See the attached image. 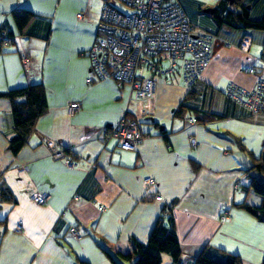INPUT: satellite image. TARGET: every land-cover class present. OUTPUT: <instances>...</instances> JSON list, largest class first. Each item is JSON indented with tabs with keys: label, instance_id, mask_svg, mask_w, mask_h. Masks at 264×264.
<instances>
[{
	"label": "crops",
	"instance_id": "0c3cea01",
	"mask_svg": "<svg viewBox=\"0 0 264 264\" xmlns=\"http://www.w3.org/2000/svg\"><path fill=\"white\" fill-rule=\"evenodd\" d=\"M179 1L198 28L219 38L191 92L180 67L167 75L148 73L157 82L155 112L133 152L103 139L123 115L128 88L99 79L84 54L96 39L97 20L89 19L95 24L91 37L74 53V26L55 31L56 19L68 25L59 13L61 0H0V29L14 34L0 51V92L41 83L48 98L28 144L13 154L12 104L0 96V191H7L0 196V264H113L108 254L129 252L133 237L148 241L164 206L172 204L180 264H194L207 245L238 255L243 264L263 263L264 222L237 205L262 202L249 182L264 180L252 168L255 159H264V116L252 115L226 89L231 82L247 90L255 86L250 70L264 69V30L218 26L200 14L202 4ZM243 2L250 18L264 19V0ZM18 9L38 14L27 35L14 23L12 11ZM245 36L251 38L248 51L240 47ZM74 101L80 109L70 115ZM134 106L129 104L127 119ZM49 140L74 167L53 157ZM148 177L156 184L146 187ZM34 191L50 193V201L35 203ZM71 227L81 239L69 235ZM162 264L174 263L163 254Z\"/></svg>",
	"mask_w": 264,
	"mask_h": 264
},
{
	"label": "built area",
	"instance_id": "2783aa9c",
	"mask_svg": "<svg viewBox=\"0 0 264 264\" xmlns=\"http://www.w3.org/2000/svg\"><path fill=\"white\" fill-rule=\"evenodd\" d=\"M99 20L97 36L84 54L89 57L91 69L99 79H112L121 88H128L127 106L121 119L103 133L105 141L114 139L124 151L136 152L143 139L142 126L155 112L157 82L148 76L153 71L159 75L172 73L181 68L184 85L192 90L202 71L211 60L217 35L199 30L185 15L179 0H105ZM78 13V18L85 19ZM4 33H0V40ZM224 45L229 46L228 42ZM251 38L246 36L241 49L248 51ZM26 72H30L31 59L22 55ZM256 76L251 90L230 83L226 93L245 104L253 115L264 116V69L250 70ZM88 82L92 79L88 78ZM134 103L132 118L127 119L129 104ZM80 103L69 104L73 115ZM191 121H194L192 119ZM196 146L195 138H191ZM55 159L63 158L68 166L74 163L63 150H56L52 140L47 142ZM264 155V147H263ZM156 184L153 177L145 180V186ZM31 199L37 204H46L51 199L48 192L34 191ZM104 209V207H100ZM69 235L81 239L76 227Z\"/></svg>",
	"mask_w": 264,
	"mask_h": 264
},
{
	"label": "trees",
	"instance_id": "16d2710c",
	"mask_svg": "<svg viewBox=\"0 0 264 264\" xmlns=\"http://www.w3.org/2000/svg\"><path fill=\"white\" fill-rule=\"evenodd\" d=\"M249 13V5L244 3L243 0H221L219 1L218 8L213 10L218 26L228 25L234 28L264 30V19L254 20L250 18ZM12 17L18 33L20 35H27L30 27L37 20L38 14L31 10L18 9L12 11ZM190 22L196 26L191 20ZM198 29L214 33L218 37L216 32L201 28ZM2 32L4 36L0 40V51L11 42L14 35L8 32L5 27L0 29V33ZM223 42L228 41L224 40ZM0 96L8 98L12 104L14 135L9 141V150L13 154H18L28 144L30 136L35 131L38 119L48 107L47 93L43 84L34 83L25 87L0 92ZM182 108H184L183 104L180 106V109ZM250 113L252 114L251 111ZM252 168L258 169L264 175V159H255V164ZM249 187L262 197L261 204L254 206L241 203L237 206L247 210L258 220L264 222V180L251 177ZM6 195L7 191H0L1 197H6ZM172 208L173 204L164 206L162 214L158 218L148 241L143 242L133 237L130 241L131 250L129 252L118 251L115 256L107 253L112 263L162 264L163 254H168L174 264H180L183 252L176 230ZM1 222L4 221L2 220ZM194 264H243V260L238 255L220 251L207 245L195 258ZM262 264H264V259Z\"/></svg>",
	"mask_w": 264,
	"mask_h": 264
},
{
	"label": "rangeland",
	"instance_id": "374dc122",
	"mask_svg": "<svg viewBox=\"0 0 264 264\" xmlns=\"http://www.w3.org/2000/svg\"><path fill=\"white\" fill-rule=\"evenodd\" d=\"M219 0H195L200 6V14L216 23L213 12L209 9L218 8L216 5ZM48 3V0H46ZM62 3V4H61ZM59 13L63 18H67L68 25H64L62 19H56V32H62L66 29H72L74 26V53L78 49L80 41H85L91 37V31L95 24L88 23L89 19L97 20L96 27L98 30L99 20L105 4L104 0H61ZM47 5V4H46ZM50 7V6H49ZM78 13L86 17L85 20L78 18ZM84 17V18H85Z\"/></svg>",
	"mask_w": 264,
	"mask_h": 264
},
{
	"label": "water",
	"instance_id": "95a60500",
	"mask_svg": "<svg viewBox=\"0 0 264 264\" xmlns=\"http://www.w3.org/2000/svg\"><path fill=\"white\" fill-rule=\"evenodd\" d=\"M208 11L213 12V9H209Z\"/></svg>",
	"mask_w": 264,
	"mask_h": 264
}]
</instances>
